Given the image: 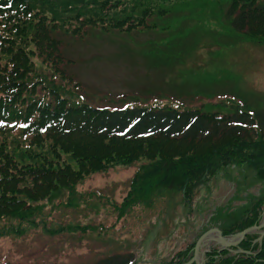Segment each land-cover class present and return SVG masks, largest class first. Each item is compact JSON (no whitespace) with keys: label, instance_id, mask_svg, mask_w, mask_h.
I'll return each mask as SVG.
<instances>
[{"label":"trees","instance_id":"trees-1","mask_svg":"<svg viewBox=\"0 0 264 264\" xmlns=\"http://www.w3.org/2000/svg\"><path fill=\"white\" fill-rule=\"evenodd\" d=\"M214 1L232 30L264 37V0ZM191 3L204 9L213 2L0 0V240L30 233L55 244L111 233L127 252L113 245L111 254L89 260L84 253L78 264H184L206 230L230 237L262 221L264 109L226 114L143 103L137 93L123 107H98L81 101V83L68 71L75 64L65 56L69 38L158 28ZM139 159L120 201L112 192L85 197L75 189L91 173ZM87 200L98 206L83 211ZM106 214L113 218H95ZM137 244L139 261L129 250ZM204 264H264V235L247 234L237 247L213 245Z\"/></svg>","mask_w":264,"mask_h":264},{"label":"rangeland","instance_id":"rangeland-1","mask_svg":"<svg viewBox=\"0 0 264 264\" xmlns=\"http://www.w3.org/2000/svg\"><path fill=\"white\" fill-rule=\"evenodd\" d=\"M210 2L213 3L204 9L200 3L187 4L192 7L189 9H176L173 18L170 14L167 19L163 18L165 22L159 20L158 28L126 34L113 31L102 34L94 30L84 39L69 38L64 51L65 56L75 62L68 71L81 83V101L117 108L129 104L137 93L142 95L143 103L203 106L204 110L226 114L237 107L251 111L264 109V37H251L232 30L224 20V7L214 0ZM166 22L170 28L162 29ZM61 159L73 168L78 167L74 158L67 154L63 153ZM142 160L91 173L78 182L75 189L85 197L93 191L112 192L113 198L120 201L127 181L139 163L144 162ZM223 189L230 194L228 184ZM223 195L222 191L219 198ZM96 202L87 200L79 208L83 211L95 209ZM95 218L111 220L113 217L106 214ZM97 234L78 240L72 235L64 236L60 239L62 242L55 244L30 233L23 240L3 238L0 240V264L6 261L78 264L84 260L81 259L84 253L89 260L111 254L113 245L115 252H127V242L119 236ZM191 239L190 233L182 240ZM70 242L74 248L67 254ZM213 245L209 242L203 250ZM45 246L49 247L48 251ZM140 248L137 244L129 249L136 253L138 261L143 255ZM54 257L57 262L52 263Z\"/></svg>","mask_w":264,"mask_h":264},{"label":"water","instance_id":"water-1","mask_svg":"<svg viewBox=\"0 0 264 264\" xmlns=\"http://www.w3.org/2000/svg\"><path fill=\"white\" fill-rule=\"evenodd\" d=\"M253 232L260 233V238L262 235H264V209H263V218L259 224L247 227L234 236L225 237L222 231L216 227L210 228L206 230L205 232H203L195 242V245L193 248V255L191 259L184 264H204V254L209 249L206 248L203 250V247L209 242H213L215 245H218L220 249H226L229 247H237L247 234H250ZM211 235L215 236L213 238V241L212 240L206 241V239Z\"/></svg>","mask_w":264,"mask_h":264},{"label":"bare ground","instance_id":"bare-ground-1","mask_svg":"<svg viewBox=\"0 0 264 264\" xmlns=\"http://www.w3.org/2000/svg\"><path fill=\"white\" fill-rule=\"evenodd\" d=\"M215 236L214 235H211V236H209L207 239H206V241H210V240H212L213 241V238H214Z\"/></svg>","mask_w":264,"mask_h":264}]
</instances>
